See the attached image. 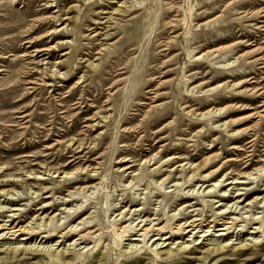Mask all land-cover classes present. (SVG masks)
Segmentation results:
<instances>
[{
	"label": "rangeland",
	"instance_id": "1",
	"mask_svg": "<svg viewBox=\"0 0 264 264\" xmlns=\"http://www.w3.org/2000/svg\"><path fill=\"white\" fill-rule=\"evenodd\" d=\"M3 224L0 264H264V0H0Z\"/></svg>",
	"mask_w": 264,
	"mask_h": 264
},
{
	"label": "bare ground",
	"instance_id": "2",
	"mask_svg": "<svg viewBox=\"0 0 264 264\" xmlns=\"http://www.w3.org/2000/svg\"><path fill=\"white\" fill-rule=\"evenodd\" d=\"M48 8H50V7H48ZM65 20H69V18H66ZM52 34H54V33H52ZM50 36V35H49ZM48 36H46L45 38H47ZM38 43H42V40L40 41H37ZM37 42H32L31 44H33V45H36L37 44ZM43 51H46V50H38L37 52L38 53H42ZM27 84V83H26ZM212 90V89H211ZM30 91V90H29ZM252 92V91H251ZM214 111V110H213ZM219 112H222V110H219ZM126 130V129H125ZM58 146V145H57ZM161 150V149H160ZM173 161V160H172ZM218 184V183H217ZM214 185L213 187H212V189L213 188H217L218 187V185ZM212 189L211 190H209L210 192L212 191ZM2 206V205H1ZM14 211H17V209H15ZM222 220V219H221ZM220 221V220H219ZM42 222V221H41ZM186 225V224H185ZM189 228L190 227H192L193 228V230H197L198 232L201 230V229H203L202 228V226H200V225H196V223H192L191 225H187ZM206 226V225H205ZM187 227V228H188ZM145 228V227H144ZM212 228V227H211ZM26 228H24V227H18L17 225L16 226H12V224L11 225H7V224H3V225H0V233L2 232V234H0V237H4V236H7V235H9V234H11V235H18V233H20V234H24L25 232H26ZM220 231V230H219ZM153 232H156V233H158V234H160V233H162L163 232V229H161V228H156V229H154L153 227H151V228H149L148 227V229H146L145 230V236H147L149 233H153ZM203 236H205V235H203ZM221 236H223V235H216L215 237H221ZM1 240V239H0ZM24 240V239H23ZM23 240H21V241H23ZM121 240V239H120ZM156 240H159V239H156ZM213 241V240H212ZM215 242H217V241H214V243ZM20 243V242H19ZM213 245V244H212ZM218 248H223V246L221 245V244H218ZM25 248V247H24ZM27 248V247H26ZM25 248V249H26ZM136 249V248H135ZM17 250L18 249H16L15 250V252H17ZM13 251V250H12Z\"/></svg>",
	"mask_w": 264,
	"mask_h": 264
}]
</instances>
